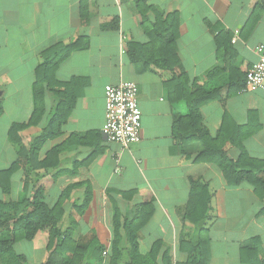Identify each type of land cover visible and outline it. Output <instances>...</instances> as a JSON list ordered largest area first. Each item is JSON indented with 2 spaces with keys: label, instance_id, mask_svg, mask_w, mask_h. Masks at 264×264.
Segmentation results:
<instances>
[{
  "label": "crops",
  "instance_id": "0c3cea01",
  "mask_svg": "<svg viewBox=\"0 0 264 264\" xmlns=\"http://www.w3.org/2000/svg\"><path fill=\"white\" fill-rule=\"evenodd\" d=\"M256 3L257 18L248 25ZM147 5L163 16L179 15L175 41L179 63L173 70L162 68L154 58L158 47H148L149 37L134 0H0V169L16 159L7 131L12 123L27 120L32 111L31 86L35 68L42 61L40 53L59 41L69 43L83 37L86 45L72 51L56 72L59 81H86L62 135L49 144L67 142L55 170L60 173L46 202L53 205L60 192L73 185L63 203L60 227L70 229L81 247L96 243L108 250L114 207L124 216L131 206L146 202L152 206V214L137 233L140 254H147L160 241L158 259L167 251L173 263L185 261L188 254L180 250L179 243L192 238L195 229L184 219V212L191 183L200 180L210 195L205 224L207 264H247L243 256L253 252L252 244L264 264V216L259 215L264 200L256 197L246 181L229 186L213 163L194 162L203 146L199 141L183 143L173 134L176 118L187 116L189 108L180 97L181 88L170 84L181 75L187 95L198 86L210 85L211 93L200 96L212 98L199 110L203 128L212 137L222 124L232 132L239 131L247 156L264 159V92L240 88L257 61L254 47L264 43V0H148ZM147 16L154 22L152 12ZM218 30L226 49L219 60L215 54ZM235 30L238 36L233 42ZM215 67L219 71L209 79ZM122 80L137 85L141 110L140 139L123 149L101 132L104 86ZM38 130L30 128L27 133ZM224 150L233 159L240 153L230 142ZM23 178L21 170L12 176L10 191L3 194L9 198L4 201L21 199ZM88 185L91 201L78 214L75 205ZM47 240L48 233L40 231L30 241L17 242V253L25 256V264L43 263L48 256ZM96 244L87 253L85 264H102Z\"/></svg>",
  "mask_w": 264,
  "mask_h": 264
},
{
  "label": "trees",
  "instance_id": "16d2710c",
  "mask_svg": "<svg viewBox=\"0 0 264 264\" xmlns=\"http://www.w3.org/2000/svg\"><path fill=\"white\" fill-rule=\"evenodd\" d=\"M147 1L134 0V4L141 16L142 28L149 37L148 47L157 46L158 53L157 57L154 54V58L160 60L162 68L173 70L179 63L175 46L179 15L177 12H171L163 16L156 8L147 5ZM258 7L257 3L253 6L252 14L247 21L248 25L256 20ZM148 12H152L154 22L149 21ZM80 15L82 19L86 16L83 5L80 7ZM221 32L218 30L216 39L217 60L226 50L222 46L224 42L222 43ZM85 45V39L78 37L69 43L59 41L40 53L42 61L35 68V78L31 86L32 111L27 120L14 122L8 128L7 139L16 149V159L9 167L0 169V191L3 194L9 193L12 176L21 170L24 175L23 196L17 201L0 199V264H25V256L15 252L14 245L22 240H32L40 231L48 233L46 245L48 256L40 264H85L87 253L96 244L92 243L91 247H81L72 239L70 229L63 230L60 227L64 215L63 203L69 197L73 185L63 189L53 205H49L45 200L50 186L60 173L55 170L60 164L59 156L67 142L61 145L49 146V144L62 135V127L66 124L77 98L81 95V88L86 83L83 78L59 81L56 78V72L72 51L81 49ZM218 71L219 67H215L209 72V79ZM182 79L181 75L176 76L170 84L175 83V86L181 88L180 97L186 101L189 113L185 117L176 118L173 134L183 143L190 140L199 141L202 144L203 149L196 155L194 162L216 165L229 186H237L246 181L252 186L256 197L263 201L264 159H253L247 156L241 145V133L237 130L232 132L223 124L214 137L210 136L201 124L199 110L203 104L212 100L209 96L204 99H200V96L209 95L212 88L208 84L198 86L195 92L187 95L184 91H188V86ZM243 85L244 81L240 88ZM197 96L198 99L195 101ZM184 125L187 126L184 128ZM36 127L39 128L36 133H27L28 129ZM227 142L240 150L236 159L224 150ZM121 195L126 198L124 193ZM209 199L207 185L203 181L193 180L184 219L194 225L195 234L189 240L180 241L179 248L185 251L188 257L185 261L175 263L167 251H164L158 259L162 249L160 241L154 242L147 254L141 255L139 252L137 233L150 218L151 205L146 202L133 205L124 216L118 208L114 207L112 239L107 250L106 264H207L209 242L205 238V224L210 209ZM90 201L91 189L88 185L81 201L75 205L78 214H82L87 209ZM259 215L264 216V207ZM253 245L249 246L253 252L243 256L244 262L263 264L258 258L256 246L253 247ZM96 247L98 257L103 259L102 252L106 247L97 246V244Z\"/></svg>",
  "mask_w": 264,
  "mask_h": 264
},
{
  "label": "built area",
  "instance_id": "2783aa9c",
  "mask_svg": "<svg viewBox=\"0 0 264 264\" xmlns=\"http://www.w3.org/2000/svg\"><path fill=\"white\" fill-rule=\"evenodd\" d=\"M234 42L238 30L234 31ZM256 63L247 71L241 90L264 92V43L254 47ZM137 85L128 80L104 86L105 110L101 132L107 141L117 143L122 149L140 139L141 110L137 102ZM119 159H116V164ZM118 165L116 172H118ZM102 264H106L107 250L102 252Z\"/></svg>",
  "mask_w": 264,
  "mask_h": 264
},
{
  "label": "rangeland",
  "instance_id": "374dc122",
  "mask_svg": "<svg viewBox=\"0 0 264 264\" xmlns=\"http://www.w3.org/2000/svg\"><path fill=\"white\" fill-rule=\"evenodd\" d=\"M8 198H9L8 196L3 195V193H1V191H0V199H2V200H3V199H4V200L6 199V200H7ZM19 242H20V241H19ZM24 243H25V242H24ZM16 244H17V243H16ZM16 244L14 245V250H15V252H18V249H19L18 247H19V246H17L18 244H17V245H16ZM16 246H17V247H16Z\"/></svg>",
  "mask_w": 264,
  "mask_h": 264
}]
</instances>
